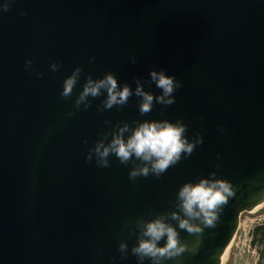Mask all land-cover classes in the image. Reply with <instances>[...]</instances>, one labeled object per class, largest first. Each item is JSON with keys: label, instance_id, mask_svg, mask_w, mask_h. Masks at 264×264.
<instances>
[{"label": "water", "instance_id": "obj_1", "mask_svg": "<svg viewBox=\"0 0 264 264\" xmlns=\"http://www.w3.org/2000/svg\"><path fill=\"white\" fill-rule=\"evenodd\" d=\"M152 69L182 81L174 104L141 115L133 94L100 111L105 92L76 108L87 77L108 72L159 95ZM144 120H182L203 143L159 177L130 179L141 162L115 155L108 167L86 160L116 125L127 136ZM202 178L236 194L215 227L180 230L188 249L164 264H223L242 212L264 202V0H12L0 12V264H138L136 221L179 211L180 187Z\"/></svg>", "mask_w": 264, "mask_h": 264}, {"label": "clouds", "instance_id": "obj_2", "mask_svg": "<svg viewBox=\"0 0 264 264\" xmlns=\"http://www.w3.org/2000/svg\"><path fill=\"white\" fill-rule=\"evenodd\" d=\"M11 3L12 0H5L4 4L0 5V12L8 11ZM21 15H26V11H21ZM130 59L133 63L136 62L135 56ZM32 65L33 61L28 60L25 67L32 68ZM59 66L54 62L50 67L52 71H57ZM81 73L82 68L77 66L73 73L65 79L61 93L63 97H71ZM150 77L160 89L159 95L146 91L139 79L136 81L133 93L131 86L127 83L120 87L116 75L112 72H108L99 79H93L89 75L83 90L75 101L76 108L78 109L81 104H84L85 108L90 107L89 97H100L105 92L106 97L98 106L100 111L126 105L133 94L140 98L141 115L150 113L156 103L164 106L174 104L176 100L174 92L183 86L182 81L177 80L174 75H167L164 70L152 69ZM129 129L130 125L127 122L122 126L116 125L111 133V140L108 141V134L105 133L103 138L88 152L86 160L90 162L95 154L97 165L108 167L110 166L109 157L115 155L122 164H128L134 160L141 162L140 166L131 168L130 179L139 176L147 177L150 174L159 177L182 158L190 156L197 144L203 143V136L199 133L195 140L189 141L185 135L187 126L182 120L177 122L144 120L138 122L126 136L125 133H129ZM212 176L215 177L216 173ZM235 194L236 188L226 179L202 178L195 183L191 181L184 183L176 197V207L179 211L161 213L148 220L140 217L136 221V228L139 229L138 243L131 248V253L138 258V264H143L146 259L150 260L151 264H164L165 261L184 253L188 249V244L182 240L180 230L189 234H198L207 227H215L224 206ZM169 216L172 221L177 222L178 227L177 224L169 222ZM161 241L164 243L161 244ZM119 250L122 255L127 256V242H121ZM192 250L197 249L194 247Z\"/></svg>", "mask_w": 264, "mask_h": 264}, {"label": "rangeland", "instance_id": "obj_3", "mask_svg": "<svg viewBox=\"0 0 264 264\" xmlns=\"http://www.w3.org/2000/svg\"><path fill=\"white\" fill-rule=\"evenodd\" d=\"M261 217H264V208L242 212L241 226L230 248L231 253L223 264H264L261 244L253 239V231L262 222Z\"/></svg>", "mask_w": 264, "mask_h": 264}, {"label": "trees", "instance_id": "obj_4", "mask_svg": "<svg viewBox=\"0 0 264 264\" xmlns=\"http://www.w3.org/2000/svg\"><path fill=\"white\" fill-rule=\"evenodd\" d=\"M253 235L254 242L262 244L261 253L264 256V222L255 227Z\"/></svg>", "mask_w": 264, "mask_h": 264}, {"label": "bare ground", "instance_id": "obj_5", "mask_svg": "<svg viewBox=\"0 0 264 264\" xmlns=\"http://www.w3.org/2000/svg\"><path fill=\"white\" fill-rule=\"evenodd\" d=\"M262 208H264V202H262L261 204H258V205H256V206H254L253 208H251V209H249V210H245V211H255V210H259V209H262ZM262 222L261 223H263L264 222V220H261ZM261 223H259V224H261ZM239 225H240V221H239ZM239 227V226H238ZM238 233V232H237ZM253 237H254V235H253ZM234 241H235V238L231 241V243L227 246V248L225 249V252H224V254H223V259H222V263H224V261L229 257V255H230V248H231V246L233 245V243H234ZM261 247H262V244H261ZM261 250V249H260Z\"/></svg>", "mask_w": 264, "mask_h": 264}, {"label": "built area", "instance_id": "obj_6", "mask_svg": "<svg viewBox=\"0 0 264 264\" xmlns=\"http://www.w3.org/2000/svg\"><path fill=\"white\" fill-rule=\"evenodd\" d=\"M260 220H264V217H261V218H259ZM241 226V220H240V225H239V227ZM239 227H238V230L237 231H239ZM245 228V227H244ZM255 230V229H254ZM254 232V231H253ZM237 234V233H236ZM235 238V237H234Z\"/></svg>", "mask_w": 264, "mask_h": 264}]
</instances>
